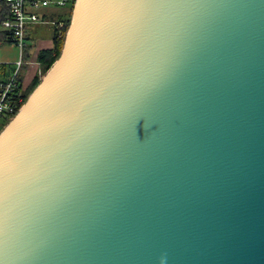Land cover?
I'll return each mask as SVG.
<instances>
[{
	"label": "water",
	"instance_id": "water-1",
	"mask_svg": "<svg viewBox=\"0 0 264 264\" xmlns=\"http://www.w3.org/2000/svg\"><path fill=\"white\" fill-rule=\"evenodd\" d=\"M0 264H264V0H75L0 131Z\"/></svg>",
	"mask_w": 264,
	"mask_h": 264
},
{
	"label": "built area",
	"instance_id": "built-area-1",
	"mask_svg": "<svg viewBox=\"0 0 264 264\" xmlns=\"http://www.w3.org/2000/svg\"><path fill=\"white\" fill-rule=\"evenodd\" d=\"M7 8L9 15L1 22L0 31L5 34L8 44L16 47L19 51L18 60L12 64L11 74L0 79V123L7 117L14 116L21 106V98H14L12 93L18 86L16 77L18 76L23 60V51L27 49L29 42L26 37V29L31 24H52L58 31L62 33L65 23L62 21L48 22L41 19L35 12L40 7L55 5L61 8L70 6L71 0H0ZM31 64V62H28ZM7 63L0 59V70H2ZM40 74V72L38 73Z\"/></svg>",
	"mask_w": 264,
	"mask_h": 264
},
{
	"label": "trees",
	"instance_id": "trees-1",
	"mask_svg": "<svg viewBox=\"0 0 264 264\" xmlns=\"http://www.w3.org/2000/svg\"><path fill=\"white\" fill-rule=\"evenodd\" d=\"M74 1L75 0H71L70 6L65 8L64 13L60 14L59 18L55 20V21H62L65 23V25H64V28L61 34H58V31L54 27L53 36H52V39H53L52 49L38 51L36 55L34 56L31 52L32 45L31 43H29L27 49L23 51L24 64L22 65L21 70L18 76L16 77V82L18 86L16 87V89H14L12 93V96L14 98H17V99L21 98L22 101L19 104V106H22L24 104V102L26 101L30 93L40 82L41 78L44 76V74L48 71V69L53 65V63L59 57L61 50H62L65 34H66V31L69 25ZM8 15L9 13H8L7 6L3 2H0V25H1V22L5 20ZM0 44H8V41H6V38H5V34L2 31H0ZM33 59L39 65L40 74H36L33 77L30 84L23 89L22 72L27 69L28 62H30ZM12 117L13 116L7 117L0 123V131L10 121Z\"/></svg>",
	"mask_w": 264,
	"mask_h": 264
},
{
	"label": "crops",
	"instance_id": "crops-1",
	"mask_svg": "<svg viewBox=\"0 0 264 264\" xmlns=\"http://www.w3.org/2000/svg\"><path fill=\"white\" fill-rule=\"evenodd\" d=\"M65 11V8L57 7L55 5H49L46 7H40L35 10L36 14L43 20L52 22L59 18L60 14H63ZM53 30L54 27L52 24H31L26 29V37L29 43L32 45L31 52L35 56L38 51L41 50H49L53 48ZM2 45H8L3 46L1 50L4 49L5 52H3L4 59L2 58L3 62L7 63V66H5L2 70H0V79H4L8 77L12 72V64L16 61H14V58L12 55H9L7 57V51L12 48V45L10 44H0V47ZM19 55V51H18ZM31 64H28L27 69L22 72V86L23 89L30 84L33 77L39 73V65L38 63L33 59L30 61Z\"/></svg>",
	"mask_w": 264,
	"mask_h": 264
},
{
	"label": "rangeland",
	"instance_id": "rangeland-1",
	"mask_svg": "<svg viewBox=\"0 0 264 264\" xmlns=\"http://www.w3.org/2000/svg\"><path fill=\"white\" fill-rule=\"evenodd\" d=\"M3 46L6 47V46H8V45H2V46L0 47V49H2ZM7 49H10V50H8V51L6 52V53H7V57H8L9 55H12V57L14 58V61H16V60L18 59V49H17L16 47H14V46H12V48H7ZM3 52H5L4 49L0 51V59H1V60H2V58L4 59ZM2 61H3V60H2Z\"/></svg>",
	"mask_w": 264,
	"mask_h": 264
}]
</instances>
